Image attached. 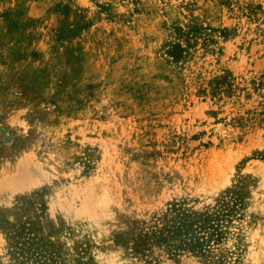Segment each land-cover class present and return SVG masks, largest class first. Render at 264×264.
Segmentation results:
<instances>
[{
  "label": "rangeland",
  "instance_id": "rangeland-1",
  "mask_svg": "<svg viewBox=\"0 0 264 264\" xmlns=\"http://www.w3.org/2000/svg\"><path fill=\"white\" fill-rule=\"evenodd\" d=\"M239 200L208 257L136 252L173 201ZM264 264V0H0L2 264Z\"/></svg>",
  "mask_w": 264,
  "mask_h": 264
},
{
  "label": "trees",
  "instance_id": "trees-1",
  "mask_svg": "<svg viewBox=\"0 0 264 264\" xmlns=\"http://www.w3.org/2000/svg\"><path fill=\"white\" fill-rule=\"evenodd\" d=\"M238 204L233 195L205 210L188 206L185 200L173 201L135 239V250L148 255L158 249L172 257L185 253L208 257L230 234ZM220 254L218 262L226 264V255Z\"/></svg>",
  "mask_w": 264,
  "mask_h": 264
}]
</instances>
